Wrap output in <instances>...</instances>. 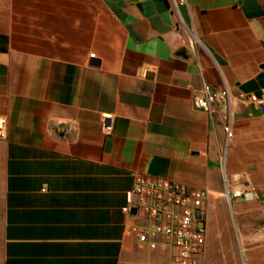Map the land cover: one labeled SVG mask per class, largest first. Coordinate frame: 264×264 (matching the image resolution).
<instances>
[{
  "label": "crops",
  "instance_id": "0c3cea01",
  "mask_svg": "<svg viewBox=\"0 0 264 264\" xmlns=\"http://www.w3.org/2000/svg\"><path fill=\"white\" fill-rule=\"evenodd\" d=\"M0 117V264H167L137 176L205 191L200 264H264V0H0Z\"/></svg>",
  "mask_w": 264,
  "mask_h": 264
},
{
  "label": "built area",
  "instance_id": "2783aa9c",
  "mask_svg": "<svg viewBox=\"0 0 264 264\" xmlns=\"http://www.w3.org/2000/svg\"><path fill=\"white\" fill-rule=\"evenodd\" d=\"M252 102L254 96H248ZM218 102L227 108L225 89L215 93L205 92L203 97H195L194 107L211 113L210 105ZM230 137L229 125L224 127ZM5 137L4 119L0 117V138ZM238 196L242 193L238 192ZM203 190L186 187L173 181L137 176L132 187L125 192V206L122 211L142 215L150 221L137 230V241L151 249L161 245L173 248L167 264H200L205 249L206 214ZM162 241V242H160Z\"/></svg>",
  "mask_w": 264,
  "mask_h": 264
},
{
  "label": "rangeland",
  "instance_id": "374dc122",
  "mask_svg": "<svg viewBox=\"0 0 264 264\" xmlns=\"http://www.w3.org/2000/svg\"><path fill=\"white\" fill-rule=\"evenodd\" d=\"M225 196V195H224ZM222 196L214 197L217 204H223L225 205V218L226 222L231 225L232 218L229 212L228 204L226 202V198ZM206 214V212H205ZM207 218V217H206ZM217 216H213V222L217 223ZM234 246L235 251L233 254H227V253H220L218 251H214L213 254L208 259H202L201 264H247L245 259V252L244 247L240 243H237V241L234 239Z\"/></svg>",
  "mask_w": 264,
  "mask_h": 264
},
{
  "label": "water",
  "instance_id": "95a60500",
  "mask_svg": "<svg viewBox=\"0 0 264 264\" xmlns=\"http://www.w3.org/2000/svg\"><path fill=\"white\" fill-rule=\"evenodd\" d=\"M130 213H131V214H135V213H136V210H135V209H131V210H130Z\"/></svg>",
  "mask_w": 264,
  "mask_h": 264
}]
</instances>
